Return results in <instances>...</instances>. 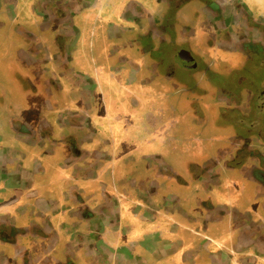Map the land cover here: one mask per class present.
I'll use <instances>...</instances> for the list:
<instances>
[{
	"label": "crops",
	"instance_id": "obj_1",
	"mask_svg": "<svg viewBox=\"0 0 264 264\" xmlns=\"http://www.w3.org/2000/svg\"><path fill=\"white\" fill-rule=\"evenodd\" d=\"M65 1L0 0V219L45 237L43 247L56 239L81 264H264V228L248 248L235 246L264 221L248 179L222 172L208 190L209 208L222 216L201 212L199 172L191 166L204 159L195 155L201 148L192 143L194 153L181 160L174 121L159 117L162 93L141 73L116 68L111 43L89 55V21L97 17L117 40L111 34L124 0H95L94 9L80 1L69 9ZM69 17L84 49L73 40L65 48L42 43L43 31L64 29ZM155 159L163 162L159 177L150 168ZM172 162L175 178L166 167ZM258 238L260 249L252 245ZM39 240L35 248L20 244L35 252ZM57 248L52 253L60 255Z\"/></svg>",
	"mask_w": 264,
	"mask_h": 264
},
{
	"label": "flooded vegetation",
	"instance_id": "obj_2",
	"mask_svg": "<svg viewBox=\"0 0 264 264\" xmlns=\"http://www.w3.org/2000/svg\"><path fill=\"white\" fill-rule=\"evenodd\" d=\"M79 1L91 9L97 6L95 0H67L63 4L71 9ZM120 4L123 14L118 18L115 37L111 34L117 40L106 36V28H102V21L97 17L89 21V32L85 35L87 46L90 45L89 55L98 56L99 50L111 43V52L119 56L116 68L121 65L141 73L143 83L154 84L155 95L162 93L156 97L157 107L161 108L159 117L166 123L174 121L173 129L181 135L184 145L181 160L185 161L194 153L192 143L201 148L195 155L204 159L191 164L199 172L197 177L203 192L201 212L215 214V218L222 216L221 209L209 208L208 190L222 172L230 171L248 179L253 196L261 200L264 215V0H124ZM73 17L68 18L62 30L50 34L43 31L42 43L50 40L65 48L66 41L70 44L73 40L74 46L84 49ZM72 51V55L70 52L68 56L67 52L64 57L76 56L77 50ZM57 58L62 59V55ZM220 63L242 72H248V67L253 65V72H258L259 76L257 85L246 75L242 79L229 76L223 82L214 83L215 72L211 70L218 72ZM72 71L80 69L76 66L70 69ZM225 71L230 74L231 68ZM72 74H68V81L79 89V78ZM252 87H256L255 95L251 93ZM54 88L58 89L55 85ZM255 97L256 102L251 105ZM81 100L85 104L89 97ZM231 113L236 116L230 117ZM249 113L250 124L245 120ZM161 132L162 129L157 128L153 133ZM177 132L173 134L171 127V138L177 137ZM208 143L215 146L206 148ZM172 163H166V167L175 178L173 174L178 170ZM150 168L154 177L164 171L159 159L152 161ZM239 218L241 216L235 214V219ZM262 225L264 221H259L250 232L242 233L235 242L236 248L243 245L248 248L250 236H257L264 228ZM43 232L47 233L46 229ZM36 235L34 232L24 234L13 223L0 219V264L84 262L80 257L66 256L56 239L48 240L49 244L43 247V242H47L45 237L39 240ZM260 238L252 243L257 249L261 247ZM22 239L30 241L31 245L39 240L40 244L33 252L20 244ZM55 247L59 248L60 255L52 253Z\"/></svg>",
	"mask_w": 264,
	"mask_h": 264
},
{
	"label": "rangeland",
	"instance_id": "obj_3",
	"mask_svg": "<svg viewBox=\"0 0 264 264\" xmlns=\"http://www.w3.org/2000/svg\"><path fill=\"white\" fill-rule=\"evenodd\" d=\"M218 66L221 67L220 70L218 69L219 70L218 72H216V69L211 70V73L215 72L214 73L215 75L213 77L214 83L223 82L224 78L227 79V78H229V76H230V78L233 77L234 79H237V78L242 79L246 75L247 77L251 78L250 80H252V79L255 80L256 85H257V80L259 79V76H258V72H253V69H252V68H254L253 65L248 67V72H242V71L238 70V68L235 70V68H233L232 65H228V64L220 63V65H218ZM226 68H231L230 74H229V72L225 71ZM251 89H253L251 91V93L255 95L256 87H252ZM246 90H249V89H246ZM254 102H256V97H255L254 101L251 103V105H253ZM235 116H236V113L230 114V117H235ZM250 117H251V113H249V115L247 117H245L246 123H248L251 120ZM248 124H250V123H248Z\"/></svg>",
	"mask_w": 264,
	"mask_h": 264
}]
</instances>
